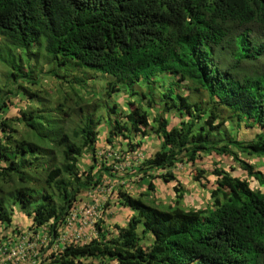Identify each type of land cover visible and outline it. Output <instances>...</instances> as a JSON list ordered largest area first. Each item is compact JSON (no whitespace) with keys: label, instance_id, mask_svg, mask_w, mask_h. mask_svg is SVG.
Masks as SVG:
<instances>
[{"label":"trees","instance_id":"trees-1","mask_svg":"<svg viewBox=\"0 0 264 264\" xmlns=\"http://www.w3.org/2000/svg\"><path fill=\"white\" fill-rule=\"evenodd\" d=\"M0 46V115L10 96L28 103L0 116V224L14 208L31 219L45 238L39 264H264V174L247 160L264 157V0H0ZM103 121L113 150L134 153L148 135L159 150L134 164L100 154ZM241 128L258 132L238 140ZM202 155L233 165L210 173L205 208L185 209L173 170ZM206 174L193 176L203 189ZM105 179L119 182L94 236L61 245L80 197L99 196ZM156 179L175 182L172 205L155 204ZM112 208L131 211L125 226L107 225Z\"/></svg>","mask_w":264,"mask_h":264},{"label":"crops","instance_id":"crops-1","mask_svg":"<svg viewBox=\"0 0 264 264\" xmlns=\"http://www.w3.org/2000/svg\"><path fill=\"white\" fill-rule=\"evenodd\" d=\"M172 118L175 119L174 120L175 122H174V124L171 125V123L173 122ZM168 120L170 121V126L169 127L177 126L178 123L180 122V119L177 118V116H173V115H169L168 116ZM107 130H108L107 129V122L103 121V123L99 126V135H98V141H97V148L99 150V153H101L102 155L104 154V156L111 158V157L114 156V153L112 151L113 149L111 148V146H109L106 143V141H105L106 138H107ZM118 142H119V139H114L113 143L114 144H116V143L118 144ZM160 144H161V141L159 140V138L155 137L154 135H148V136H146V137H144L142 139V143H141L140 147H138L134 153H130L129 152V153L123 154L122 152L126 150L125 145H120V146L117 145V148H116L115 152L118 153V154H122L120 157L122 159L125 158L127 160V163L134 164V163H137L138 161H141L144 158H147V157H150L151 155H153L157 150H159ZM117 149H118V151H117ZM213 156L214 155L206 156V157H208V159L209 158L212 159ZM84 157L87 158V156H84ZM222 158H224V157H219V158H216V159H218L217 161H220V159H222ZM81 161H83L84 163L87 161L86 165L90 164V161L87 160V159L82 158ZM127 163H125V166L127 165ZM183 167H186V165H177L176 168L173 170V173L176 176L177 180L181 179V182L179 180L178 181L180 182V184H181V186H182V188L184 190V198L181 201V205L185 209H193V210L195 209V210H197V209L205 208L210 203L209 189L208 190H207V188L203 189L199 185V183L195 182L191 178V176H190V178L193 180L191 185H186L185 181L187 180V177L185 175L182 178H180V176L179 177L177 176L178 174H182V171L184 172V174H189L190 173V172L184 171L185 168H183ZM176 170H177V172H176ZM259 171H261L264 174V169L259 168ZM153 183L155 185V191L152 194V197H154L156 200L161 199V201H159V200L158 201L159 202H163L162 204L164 205V207L172 205L173 201L175 199L174 191H171L169 193L164 194L162 192L161 187H159V185H158L159 180L156 179V180L153 181ZM174 183L175 182H171V183H168V184H164L163 183L162 186L163 185L164 186L165 185H170V188L173 189V187L175 185ZM198 185L200 186V189L203 190L202 193H204V191H205L207 196H208L209 200H208L206 206H202V207L197 206L195 201H191L190 200L191 197H194V196L199 197V195L194 192V190L197 189ZM133 192H136V191H133ZM137 192H141V191H137ZM87 195H90L96 201L95 194H84V195H82L80 197L79 204H78V206L76 208L77 210L81 209L82 206L87 207V206H89V204H94V203L90 202L91 201L90 196L88 198V201L86 203L84 202L85 201V197ZM133 195H136V193H133ZM112 200L113 201H111V203H115L114 198H112ZM167 200H170V201H167ZM126 212L128 213L126 218L120 219L118 217H114L115 219L111 220L110 222H108L107 225L113 226L114 224H117V225H120L122 227L125 226V224L127 223L129 217L132 214L130 210H127ZM13 213L14 214H13V217H12V219H13L12 220V224L10 225L9 228L5 227V225L0 224V242H3L5 239L10 237L15 232V231H13L14 229L17 228L18 229L17 231L22 233V232H25L26 230H28L29 226L31 225V219L26 217L17 208L16 209L14 208V212ZM81 221L82 220L80 219V217H78L75 220V222L73 223V226L67 231H68V233H72L74 231H79L81 233V235H82V238L85 237V239H83L81 242L89 241L94 236V231H93V228H92L93 226L83 225L81 223Z\"/></svg>","mask_w":264,"mask_h":264},{"label":"rangeland","instance_id":"rangeland-1","mask_svg":"<svg viewBox=\"0 0 264 264\" xmlns=\"http://www.w3.org/2000/svg\"><path fill=\"white\" fill-rule=\"evenodd\" d=\"M33 51V50H32ZM2 52V47L0 46V54ZM22 54V57H24L26 60H28L30 57H28L26 55V50H23L21 52ZM7 66L4 65L3 63L1 64L0 62V81H3V78L7 72ZM46 69V66L45 68ZM41 86L47 88L48 90L52 89L53 88V85L50 84V82L48 81V78L47 77H43L42 80H41ZM65 89H67V86L64 87ZM91 89H94V90H97L98 93L100 94L101 91H102V88L100 86L99 83H96V84H92L91 83ZM126 96L122 95V94H118L117 96L113 95L112 96V100H115L116 102H118L119 106H120V109H123V110H126L125 108V100H126ZM10 102H11V106L6 109V111L3 112V115H0L2 117L6 116V117H15L19 114V111L24 109L26 106H28V103H27V100L25 98H23L21 95L20 96H10ZM173 122L171 123L174 124V118H172ZM231 122H227L225 124V126L227 128H230L231 127ZM256 132H258L257 129H245V128H241L240 132H237V139L238 140H243V138H246V139H251L253 138V136L256 134ZM158 144V143H157ZM113 152L116 151V150H112ZM118 151V149H117ZM116 153V152H115ZM101 154V153H100ZM122 154H118V156H121ZM216 158H219V156H213L212 159H208V157L206 156H203L197 160L194 165H186V167H183L185 168L184 171H187V172H190L189 174H184V172L182 171V174H178L177 176L180 178H182L184 175L187 177V180L185 181V184L186 185H191L192 181L194 180L193 179V176H196V173H197V170H201V171H207L208 175H202L203 179H207L209 180V183L206 184V188L207 190L210 189L211 187H213V182L215 180L214 176L211 175L210 173L216 168V169H220V168H223L224 170H228L230 166L233 165L232 161L230 158L228 157H224L222 159H220V161H217L218 159ZM84 159H88L84 157ZM250 163H252L255 167V170H259V168H262L264 169V157L263 158H249L247 159ZM87 161L84 163L83 161H81L80 163V167L81 169H86L87 168V165H86ZM121 167H125V163L122 162ZM121 170V169H120ZM177 172V170H176ZM235 176L237 175L238 177H241V178H246L245 175L242 173V172H239L238 170H235L234 172ZM120 175V174H119ZM120 176H123V175H120ZM193 179H191L190 178ZM120 178V177H119ZM119 178H117L119 180ZM117 179L114 181V183H111L110 181H108V179H105V185L106 186V191L105 189L102 191H100V195L99 196H96V201L94 198H92L90 195H87L85 197V203L88 201V198L90 196L91 198V203H94L95 206H98L99 208L104 205V203H106V201L108 200V197L110 196L109 194V191L111 188H114L116 184H118L117 182ZM180 182H181V179H178ZM183 180V179H182ZM163 183L159 182L158 185L159 187H161L162 189V192L164 194L166 193H169L171 191H173L172 188H170V185H163ZM175 184V183H174ZM161 185V186H160ZM172 185V184H171ZM200 185V184H199ZM198 185L197 189L194 190V192L196 194L199 195V197L197 196H194V197H191L190 200L191 201H195L197 206H206L207 205V202H208V196L206 194V192L204 191V193H202V189H200V186ZM194 186V185H193ZM256 186L257 184H254L251 182V187L253 189H256ZM165 188V189H164ZM193 195V194H192ZM159 201H161V199H158ZM158 200L155 199V204L158 205L159 207H163L164 205L162 204L163 202H159ZM113 201V200H111ZM167 201H170V200H167ZM112 205V203H110ZM87 205V204H86ZM89 205H92V204H89ZM111 208V207H110ZM113 209V208H112ZM112 211H115L113 217L110 219V220H114L115 218L114 217H118L120 219H124L127 217L128 213L125 211H120L119 209H113ZM85 239V237L82 238V240Z\"/></svg>","mask_w":264,"mask_h":264},{"label":"built area","instance_id":"built-area-1","mask_svg":"<svg viewBox=\"0 0 264 264\" xmlns=\"http://www.w3.org/2000/svg\"><path fill=\"white\" fill-rule=\"evenodd\" d=\"M78 217L82 220L83 225L93 226L99 217L98 206L92 204L71 212L60 236L59 242L61 245L66 241L70 243H80L82 241V235L79 231L72 233L67 231L73 226ZM44 240L43 236H35L29 229L22 233H14L3 242H0V264H39L35 248Z\"/></svg>","mask_w":264,"mask_h":264}]
</instances>
